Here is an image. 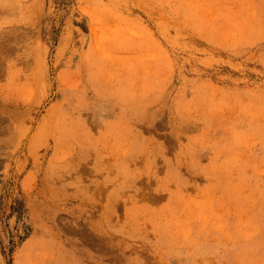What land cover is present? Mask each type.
Wrapping results in <instances>:
<instances>
[{"label": "rangeland", "instance_id": "374dc122", "mask_svg": "<svg viewBox=\"0 0 264 264\" xmlns=\"http://www.w3.org/2000/svg\"><path fill=\"white\" fill-rule=\"evenodd\" d=\"M0 264H264V0H0Z\"/></svg>", "mask_w": 264, "mask_h": 264}]
</instances>
